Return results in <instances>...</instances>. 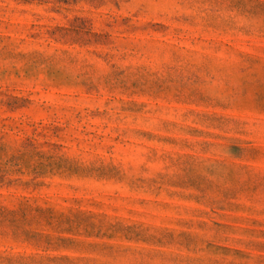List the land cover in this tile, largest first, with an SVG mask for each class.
Returning <instances> with one entry per match:
<instances>
[{"label":"rangeland","instance_id":"rangeland-1","mask_svg":"<svg viewBox=\"0 0 264 264\" xmlns=\"http://www.w3.org/2000/svg\"><path fill=\"white\" fill-rule=\"evenodd\" d=\"M0 264H264V0H0Z\"/></svg>","mask_w":264,"mask_h":264}]
</instances>
